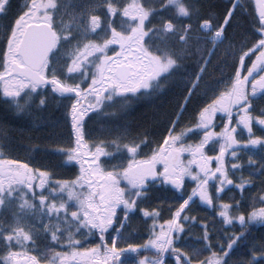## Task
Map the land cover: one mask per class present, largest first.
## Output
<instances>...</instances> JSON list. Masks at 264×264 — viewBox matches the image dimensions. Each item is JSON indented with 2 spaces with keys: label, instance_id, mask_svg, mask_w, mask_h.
<instances>
[{
  "label": "snow or ice",
  "instance_id": "6c2138e0",
  "mask_svg": "<svg viewBox=\"0 0 264 264\" xmlns=\"http://www.w3.org/2000/svg\"><path fill=\"white\" fill-rule=\"evenodd\" d=\"M0 264H264V0H0Z\"/></svg>",
  "mask_w": 264,
  "mask_h": 264
},
{
  "label": "trees",
  "instance_id": "16d2710c",
  "mask_svg": "<svg viewBox=\"0 0 264 264\" xmlns=\"http://www.w3.org/2000/svg\"><path fill=\"white\" fill-rule=\"evenodd\" d=\"M144 111L143 107L137 108V115L140 112ZM19 127V124L15 121H9L6 125V130L9 133V138L13 140V155L18 156L20 159H25L27 156H31L35 158V161L38 163H48L53 158L45 156L43 153L36 154V153H26L24 149L28 147L26 140H18L19 132L16 130ZM89 128L93 129V135H99L101 125L99 122H94L93 124L89 125ZM62 175H71L67 169H60L59 170Z\"/></svg>",
  "mask_w": 264,
  "mask_h": 264
},
{
  "label": "flooded vegetation",
  "instance_id": "af4514ba",
  "mask_svg": "<svg viewBox=\"0 0 264 264\" xmlns=\"http://www.w3.org/2000/svg\"><path fill=\"white\" fill-rule=\"evenodd\" d=\"M203 214V213H202Z\"/></svg>",
  "mask_w": 264,
  "mask_h": 264
}]
</instances>
